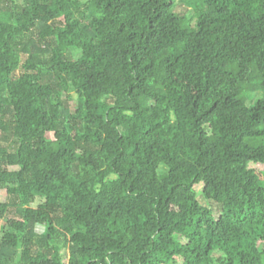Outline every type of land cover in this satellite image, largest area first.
I'll return each mask as SVG.
<instances>
[{"label":"trees","instance_id":"trees-1","mask_svg":"<svg viewBox=\"0 0 264 264\" xmlns=\"http://www.w3.org/2000/svg\"><path fill=\"white\" fill-rule=\"evenodd\" d=\"M183 2L0 0V264H264V0Z\"/></svg>","mask_w":264,"mask_h":264},{"label":"rangeland","instance_id":"rangeland-1","mask_svg":"<svg viewBox=\"0 0 264 264\" xmlns=\"http://www.w3.org/2000/svg\"><path fill=\"white\" fill-rule=\"evenodd\" d=\"M17 2L22 3L23 0H17ZM174 9L179 14H184L187 17L192 16L191 6L184 3L183 0H175ZM67 54L69 57L73 59H76L80 56V52L74 49L67 50ZM15 74L18 75L19 72L17 71ZM72 94H73V98L70 99L69 104H70V108L73 110L74 108H76L78 101H77L75 94L74 93ZM241 94L246 99L247 104L251 105L256 100L264 98V89L259 86L256 80V77L254 75H251L248 83L244 84ZM248 165L249 167L254 168L256 171H258L262 176H264V163L249 162ZM160 171H165V167L163 165H161ZM195 189L197 190L198 200L200 201V203H202L205 206L211 207L213 211L218 215L220 213V207L204 198V196L201 193L202 184H196ZM7 199H8V196H7L6 190L4 188L0 189V201H7ZM10 216H14V214L12 212H8L5 217L7 218ZM44 229H45V226L42 224H39L36 226L37 232H43Z\"/></svg>","mask_w":264,"mask_h":264}]
</instances>
